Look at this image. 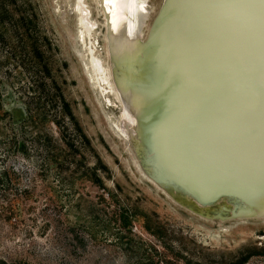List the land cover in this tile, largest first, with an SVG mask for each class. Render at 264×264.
<instances>
[{
    "label": "rangeland",
    "instance_id": "rangeland-1",
    "mask_svg": "<svg viewBox=\"0 0 264 264\" xmlns=\"http://www.w3.org/2000/svg\"><path fill=\"white\" fill-rule=\"evenodd\" d=\"M85 1L96 24L91 46L109 69L102 11ZM163 1L148 0L145 36ZM76 3L18 0L12 12L32 22L22 30L25 47L0 24V256L29 264H264V219H232L239 204L231 199L201 212L141 168L118 132L122 106L111 78L100 85L91 76ZM31 72L44 85L36 92ZM60 98L69 104L68 133L57 124Z\"/></svg>",
    "mask_w": 264,
    "mask_h": 264
},
{
    "label": "bare ground",
    "instance_id": "bare-ground-1",
    "mask_svg": "<svg viewBox=\"0 0 264 264\" xmlns=\"http://www.w3.org/2000/svg\"><path fill=\"white\" fill-rule=\"evenodd\" d=\"M84 1L91 76L111 78L118 132L141 168L201 212L231 199L232 219H264V0H164L146 36L148 0H96L109 69Z\"/></svg>",
    "mask_w": 264,
    "mask_h": 264
},
{
    "label": "trees",
    "instance_id": "trees-1",
    "mask_svg": "<svg viewBox=\"0 0 264 264\" xmlns=\"http://www.w3.org/2000/svg\"><path fill=\"white\" fill-rule=\"evenodd\" d=\"M18 4V0H0V24H2L3 28L4 26L9 25V27L14 31V36L17 39V44H20L22 47H25L24 41V34H22V30H24L26 33L31 31V28L29 27L31 21H29L28 17L26 15H22L20 18H17L14 12H12V6H15ZM5 41V37L3 33L0 31V43ZM32 70V68H31ZM29 84H30V89L33 91L40 89L42 86L40 81V74L38 72H31L29 75ZM36 92V91H35ZM60 104L59 106L61 107V111H58L59 113L61 112L62 118L57 121V124L60 127H63V131L65 133H68V127L66 122H65V116H70V111H69V104L63 99L60 98V102H56V107L57 105ZM56 112V113H58ZM56 119L58 118L56 114ZM71 136V134H70ZM38 141L41 143L43 141L42 137L37 135ZM44 148V150H48ZM0 264H29L24 261H11L7 260L6 258H3L0 256Z\"/></svg>",
    "mask_w": 264,
    "mask_h": 264
},
{
    "label": "snow or ice",
    "instance_id": "snow-or-ice-1",
    "mask_svg": "<svg viewBox=\"0 0 264 264\" xmlns=\"http://www.w3.org/2000/svg\"><path fill=\"white\" fill-rule=\"evenodd\" d=\"M235 6H237V7H245L246 5L241 4V5H235Z\"/></svg>",
    "mask_w": 264,
    "mask_h": 264
},
{
    "label": "water",
    "instance_id": "water-1",
    "mask_svg": "<svg viewBox=\"0 0 264 264\" xmlns=\"http://www.w3.org/2000/svg\"><path fill=\"white\" fill-rule=\"evenodd\" d=\"M154 179V178H153ZM158 182V181H157ZM161 184V183H160ZM163 187V186H162ZM165 188V187H164Z\"/></svg>",
    "mask_w": 264,
    "mask_h": 264
}]
</instances>
